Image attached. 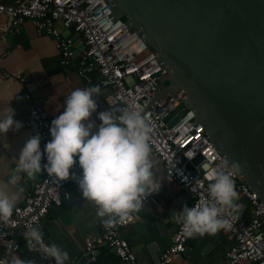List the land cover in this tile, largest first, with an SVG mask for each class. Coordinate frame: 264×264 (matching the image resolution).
<instances>
[{"label":"built area","instance_id":"obj_1","mask_svg":"<svg viewBox=\"0 0 264 264\" xmlns=\"http://www.w3.org/2000/svg\"><path fill=\"white\" fill-rule=\"evenodd\" d=\"M27 21L55 39L60 64L64 67L72 64L76 55L75 37L80 38L85 63L77 68L79 76L87 86L109 89L106 99L111 105L106 102L111 108L118 104L121 109L131 107L151 121L152 153L162 161L166 178L177 182L190 196L189 207L211 203L208 196L211 175L217 171L232 174L239 212L232 214L231 228L222 230L232 241L226 252V264H264V201L217 149L205 126L196 121L194 110L183 108L182 112L179 111L181 102L176 94L157 97L161 80L168 76L169 70L161 64L156 52L138 31L123 18H116L113 5L107 0H21L14 3L0 0V40L6 42L9 35L19 33ZM58 22L75 36L64 34ZM3 51L6 56V45ZM9 77V73L4 76ZM16 79L25 87L24 98L29 103L25 126L33 130V135H41L43 149L49 141L51 119L41 100L32 95L30 82L21 74ZM175 111L181 114L178 119L173 115ZM173 119L176 121L170 125ZM44 163L46 159H42V165ZM70 172L79 174L81 169L75 165ZM73 190L80 192L71 178L56 181L42 170V178L25 189L23 203L14 208L10 222L0 223V264H15L21 259L22 244L36 252L44 264H54L50 259H43L38 250L30 248L23 233L32 227L41 231L50 209L69 201ZM156 194L147 197L145 203L153 200ZM243 200H247L248 207ZM135 220L134 212L131 219L115 221L111 227H105L102 222L100 234L86 238V252L107 246L115 251L122 264H141L131 243L122 235V230ZM192 238L183 234L180 224L170 247L158 256L154 264H171L186 252L187 243ZM42 242L52 244L43 234ZM65 264L76 262L67 260Z\"/></svg>","mask_w":264,"mask_h":264},{"label":"water","instance_id":"obj_2","mask_svg":"<svg viewBox=\"0 0 264 264\" xmlns=\"http://www.w3.org/2000/svg\"><path fill=\"white\" fill-rule=\"evenodd\" d=\"M107 1L169 70L157 97L176 94L183 108L194 110L217 149L264 201V0ZM73 199L72 192L65 204ZM94 258L95 251L86 252L77 264H96ZM21 259L40 260L32 250Z\"/></svg>","mask_w":264,"mask_h":264},{"label":"clouds","instance_id":"obj_3","mask_svg":"<svg viewBox=\"0 0 264 264\" xmlns=\"http://www.w3.org/2000/svg\"><path fill=\"white\" fill-rule=\"evenodd\" d=\"M101 95L98 85L75 88L64 101V110L52 121L51 139L41 147V135H31L15 159V172L0 179V223L7 224L13 216L18 192L19 173L32 177L43 171L56 181L74 180L82 198L94 203L96 214L105 227L115 221L131 219V214L144 208L146 198L159 193L161 184L154 175L151 121L134 108L106 110L97 113V124L91 119L97 112L95 97ZM107 100V99H106ZM110 104V102L107 100ZM117 112L119 114H117ZM10 106L0 111V137L18 132L23 122L17 120ZM5 140L0 141L6 147ZM42 159L46 163L42 165ZM78 165L81 172H70ZM238 165L234 168L238 170ZM208 196L211 203L184 205L179 212L183 234H216L231 228L232 214L239 212L238 193L230 172L217 171L210 176ZM68 196V194H66ZM23 236L30 248L38 250L43 259L65 264L68 253L56 244L42 242L38 227L27 229ZM15 264H27L18 259Z\"/></svg>","mask_w":264,"mask_h":264},{"label":"crops","instance_id":"obj_4","mask_svg":"<svg viewBox=\"0 0 264 264\" xmlns=\"http://www.w3.org/2000/svg\"><path fill=\"white\" fill-rule=\"evenodd\" d=\"M14 3L21 0H3ZM62 30V23L58 22ZM64 34L75 36L71 31L64 30ZM8 47V53L3 55V46ZM75 58L70 66L60 64V53L55 39L38 30L27 21L17 34L9 35L7 41L0 40V111L10 106L15 110V119L23 122L18 132L10 131L5 140L6 147L0 143V179H5L15 172V159L25 141L33 135V130L25 126L29 112V103L24 98L25 87L16 79L18 74L30 82L33 96L42 102L51 121L64 110V101L75 88L87 87L79 76L77 68L85 63L82 55L80 38L75 37ZM9 73L11 77L4 78ZM101 95L95 97L97 112L91 119L97 124L100 121L97 113L112 110L106 102L109 89L101 86ZM51 136H49V140ZM155 167L153 169L161 190L153 200L145 203L141 211L135 212L134 223L122 230V235L131 243L141 264H154L158 256L166 251L180 223L179 212L185 204L191 203L190 196L175 181L166 178L163 163L153 155ZM20 180L16 186H10L11 192H18L16 206L23 203L25 189L33 182L42 178V172L32 177L19 173ZM74 199L65 205L54 206L49 215L43 220L41 231L44 238L58 245L68 253V260L79 262L81 255L86 253L85 240L89 236H96L101 232L103 219L96 214L94 203L82 198L81 192L73 190ZM248 207L247 200H243ZM15 206V207H16ZM232 241L221 230L216 234L196 235L187 243L186 252L176 257L171 264H226V252ZM31 250L21 245V258ZM96 264H122L115 251L107 246H100L95 250ZM34 264H44L40 260Z\"/></svg>","mask_w":264,"mask_h":264},{"label":"rangeland","instance_id":"obj_5","mask_svg":"<svg viewBox=\"0 0 264 264\" xmlns=\"http://www.w3.org/2000/svg\"><path fill=\"white\" fill-rule=\"evenodd\" d=\"M178 110L182 112L183 111V107L179 106Z\"/></svg>","mask_w":264,"mask_h":264}]
</instances>
